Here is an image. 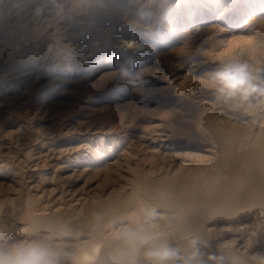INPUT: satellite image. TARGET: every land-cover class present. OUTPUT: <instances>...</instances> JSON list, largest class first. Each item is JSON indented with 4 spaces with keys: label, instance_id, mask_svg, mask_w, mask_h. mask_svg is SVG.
Wrapping results in <instances>:
<instances>
[{
    "label": "rangeland",
    "instance_id": "374dc122",
    "mask_svg": "<svg viewBox=\"0 0 264 264\" xmlns=\"http://www.w3.org/2000/svg\"><path fill=\"white\" fill-rule=\"evenodd\" d=\"M49 1L51 4H47V0H34V2L33 0H0V40H2L0 41V178H4L3 185H0V221H2L0 222V257L11 256L16 252L23 253L32 242L44 238V231L38 228V226L35 228L27 219L43 216L42 213H47L44 214V216L49 215V213L52 212V206L54 209L64 204L61 207L62 210L60 209L58 212L62 216V220L66 222L64 225L75 221V227L82 229L80 232L81 234L75 233V235L69 237L70 239H58L55 237L56 239H54V242H57V240L62 241L63 239V242L67 243L68 241V243H73L80 235V239L82 240L90 239V236L85 235L96 228L98 229L99 227L96 226H98L99 223H96V226L95 224H91L88 227L86 225H80L78 222L80 223L79 220L83 217L84 213L90 211L93 206L98 205L97 203L102 202L114 204L116 213L112 216V219L118 218L115 223L112 222L111 225L109 224V228L104 231V235H108L106 237L103 235L101 247L115 249V245L113 242L111 243V241L116 237L120 238L121 243H119V245H122L124 249L129 248L131 243L128 240L122 239L126 237L124 236L126 235L125 231L128 232V230H130L131 227H135L136 224L144 226L152 219V222H164L165 226H167L165 249L167 246L170 251L171 255L168 259L170 263L157 259L159 264H164V262L165 264H180V262L181 264H205L197 258L202 255L201 253H207L213 256L214 262L212 264H238L229 257L226 250L228 246L232 245L234 237H239L247 246L250 244L248 248H238H246V250H244V255L248 254L249 256H253L255 253L260 252L261 248L259 249V241H256L258 240L256 238L259 236L258 234L249 235L246 234L247 231H244L242 237L240 232L244 226L241 221L235 218L232 219L233 221L231 219L226 220L227 217L223 214L224 211L221 207L218 209L220 210L219 215H215V218L213 217L214 214L209 212L210 208L219 207L220 203H217V201L222 200L221 192L207 193L202 189L196 198H186L184 196V189L185 187H192L195 185H200L202 188L206 185H213L219 188L218 178L228 177L230 173L228 171V164L225 163L227 158H234V160L239 159L241 162L236 164L238 172L246 174L245 179H242L241 175H234L238 179L232 180L230 183L231 189H243L247 186V179H252L254 182L256 177L259 179L257 175L249 171L247 162L253 159L258 145L257 143L262 142L261 140L264 139V100L258 101L259 99H254L255 93L249 91L247 85L249 82H253V84L256 82L255 78H257L259 74V67L264 62V7L255 8L258 0H213V2L206 4L209 8L211 7L213 11L206 16V20L202 23L199 17L201 16V11L206 10L203 8L204 0H172V3H169V5L166 4L167 1L165 0H151L149 3L142 2L143 0H71L69 4H71L70 7L72 6L70 9L73 10H71V12L68 11L65 17L67 18L68 15H70L69 13L73 14L71 21L69 20L70 18H64V20L57 23V25L50 22L52 24L46 26V22L42 23L40 19L35 18V15L38 13L36 12L33 15L34 18L29 20L28 23L25 22L26 25L24 24L23 26L21 21L18 24L15 23L17 16L21 15L20 13H26L28 12L27 10L30 9H39V6L41 7L43 2L52 6L49 15L54 14V12H59L61 5H58V3L64 0ZM21 2H25V4L23 3L22 6H18L17 12L14 10L17 9L15 6L20 5ZM215 2L216 4H213ZM247 2H251V10L246 9ZM161 4L164 6L162 8L158 7V5L161 6ZM127 9H130V12ZM140 10H142V12ZM117 11L121 12L117 18L121 17L122 19L114 20L116 18L113 15H116ZM7 13L10 14L6 15ZM63 13H66V11ZM128 14L130 17H128ZM160 14L163 15L160 16ZM173 14H176L178 17L170 21L171 27H167L169 26L168 20L174 16ZM5 15L8 20L4 18ZM101 15L105 19V24L101 25L100 28V25H97L98 21L96 19L100 18ZM155 15H157L156 19ZM31 16L32 14L28 17ZM50 18L51 17H49V19ZM78 18L81 19L79 21H82L83 18H87L88 20L94 19V22L91 21L86 25L82 23L79 24L76 20ZM173 18H175V16ZM20 19H24V16H20ZM189 21H192V23L195 22L194 26L198 23L200 27H204L200 31L202 32L200 37L189 32L187 24ZM116 22H118V24H116ZM148 22L150 26L154 23L151 26L152 28H145ZM6 23H9L8 26H6ZM103 26L105 28H103ZM7 29L9 30V36L7 34L8 40L5 41L3 37L6 35V31H8ZM53 29L57 31L55 32ZM149 29H152L154 33L156 32V34L153 35L155 38L150 35L151 32ZM75 32H77V34ZM40 33L42 34L41 36ZM108 33H111L110 35L116 33L114 40L109 39ZM142 33H144V35ZM171 33L173 37L170 36ZM161 34L162 36H160ZM121 37L123 39H121ZM145 37L147 39H145ZM129 38H131L130 41L125 44ZM9 42L13 45L15 44V47ZM94 42L97 43L96 50L92 47V43ZM256 43L259 44L257 45ZM87 46H90V48L85 50L86 53L79 52L83 51ZM91 47L93 50H91ZM108 49L111 50L109 51ZM254 49L257 51L255 52ZM17 51H21V56L18 58L15 54ZM10 53L13 55H10ZM78 55L87 56L88 58H86L84 62H74V59H77ZM44 57H46V59ZM233 59H237V62ZM6 61L11 64L15 61L16 64H19L22 61L23 64H21L20 67L16 65L17 69H19L20 72V69L24 72L31 69L32 72H30L29 76L25 79L15 82V84L10 87V80H5L6 78L3 79L1 76L6 70ZM199 61L203 62V67L202 69L200 68L199 73L192 74L191 71L187 70V72L186 69H183L180 71L179 76H171L170 78L169 71L174 65L176 66L185 62L182 65L187 66L193 62ZM249 63L253 65H249ZM243 65L245 68H241ZM157 66L159 67L158 69L156 68ZM3 68L5 70H3ZM212 69L214 74H208ZM237 70L241 71L240 75H236L235 71ZM47 73L50 74L48 75ZM139 73H141L142 76ZM125 74L127 76L125 79H128L130 82L128 81L126 88H119L120 92H117L118 88H115L113 85L118 79H121L119 76ZM144 74L146 77H144ZM185 74L186 76L188 74V76L186 77ZM37 75L40 79L34 78ZM41 75L42 77H40ZM237 77L242 78L240 79ZM77 80L79 81L76 82ZM197 83V89L200 90V93L198 92L196 94L198 97H195L194 94H191L190 90ZM31 89L34 90L32 91ZM115 95H117V98H113ZM27 98L28 100H26ZM4 99L8 102L7 104ZM117 102L121 104L118 107L115 105ZM186 108L189 109L186 110ZM24 128L26 131L23 130ZM8 130L11 131V133ZM50 130L51 132H49ZM36 132L39 135H35ZM50 133L53 136H50ZM20 139L24 140V142ZM45 140L48 141V143H46L47 145L42 143ZM32 141L35 143L38 142V144L35 145L36 149L40 150L38 153H36V149H31L32 146L30 144L33 143ZM96 144H99L100 147ZM39 145H41V148ZM94 145L97 146V149L99 148L102 150V158L107 157L106 159L110 161L116 158V156H119L117 159H119L121 163L118 161L110 166L101 164L97 166V168L92 167L94 165L90 163L87 164L88 166L86 165V167H90L91 169L86 170V172H80L79 170L74 172L73 169L79 167L83 168V166H85L83 162L76 164V160H74L75 156L95 152L92 150ZM73 147L78 148L75 150ZM60 148L62 152L59 153L58 151L61 150ZM24 149H30L31 157L25 154L26 151ZM259 149L264 150V143L258 146V150ZM52 151L57 152L56 155L58 154V158L51 157L53 156L51 155ZM64 151L66 152L64 153ZM156 151H160V153L157 154L155 153ZM110 152L113 153L112 156L109 155ZM96 153L97 152H95L93 156L96 157ZM118 153L121 154V156ZM24 154L26 158H24ZM163 154H165V157H162ZM34 155L36 156L35 159H31ZM11 160L12 162H10ZM23 162L26 165H21ZM41 162L44 163V166L47 163L46 168L43 166V163L42 165L40 164ZM12 163L14 164L12 165ZM16 163H19L21 166ZM29 164L32 165L30 166ZM34 164H38V166ZM57 165H66V168L69 165V168L61 172L60 167H56ZM103 166H106L107 169ZM99 167H103V169L99 170ZM108 167L112 168L109 169ZM15 169L16 172H11V170L15 171ZM54 169H56V171ZM15 173L17 175H15ZM41 173L42 175H40ZM79 174H81V176ZM12 179L17 181L14 183L15 185L13 188H9L7 187V183ZM174 182L179 187L174 188L173 186H176ZM166 183H171L172 187H168L167 189V187H165ZM62 190H64V192H62ZM176 190H178L177 192L179 193L178 197H175L177 196V193L174 192ZM140 191H143L141 192L142 194ZM204 199L207 201H201ZM51 200L54 203H51ZM74 201L78 202L75 203ZM141 203L144 207L147 204V209H143V212L140 211V219L136 217L139 210L133 211L132 207ZM42 204H44V207L48 210L44 209L46 211L40 212L37 208ZM11 210L12 213H10V215L8 211ZM131 210L136 216L128 215ZM82 211L84 213H82ZM14 213L16 216H14ZM78 215L80 216L77 217ZM2 216L3 220H1ZM17 216L21 218H16ZM133 216L135 217L133 218ZM160 216L162 221L159 219ZM7 219L8 221L10 219L12 222L17 220L18 227L23 226L26 228L22 231L18 229L16 231L7 229L4 224ZM152 222L151 224L153 225L158 224ZM87 229H90V232L87 231ZM168 230L170 231L168 232ZM23 232L26 233L24 234ZM139 232L144 233L141 230ZM250 236L252 237L250 241H248ZM262 238H264V236ZM6 240L10 242L11 246L5 244L7 242ZM109 241L110 243H108ZM106 242L109 245L106 244ZM142 243L144 247H140V253L131 257L129 262L115 260V263L148 264L147 262L154 261L153 258L155 256L153 251L151 252L152 248H150V242L142 239ZM193 244H197V248H194L195 250L193 249ZM255 244L257 245L255 246ZM251 246L255 247L252 248ZM200 248H202L203 251ZM242 251L243 250H239L240 253H242ZM147 253L148 255H146ZM151 262L149 264H155Z\"/></svg>",
    "mask_w": 264,
    "mask_h": 264
},
{
    "label": "bare ground",
    "instance_id": "6f19581e",
    "mask_svg": "<svg viewBox=\"0 0 264 264\" xmlns=\"http://www.w3.org/2000/svg\"><path fill=\"white\" fill-rule=\"evenodd\" d=\"M8 1V0H7ZM11 1V0H10ZM45 1V0H44ZM58 1H60V0H58ZM66 1V2H65ZM70 1L71 0H64L63 2H60V3H58V5L60 4L61 6H60V10H59V12H54V14H51V15H49V13H50V11H51V5H47V4H51V3H49L50 1L49 0H47V4L46 3H44L43 2V5L40 7L39 6V9H36V10H34V9H30V10H27L28 12H26V13H20L21 15H18L17 16V19H16V21H15V23L16 24H18L20 21H21V23H23V26H24V24L26 25V23L25 22H27L28 23V21L29 20H31L32 18H34V14L36 13V12H38L37 13V15H35V18H38V19H40V21L42 22V23H45L46 22V26L47 25H49V24H52V23H54V24H56L57 25V23H59V22H61L62 20H64V18L67 16V12L68 11H70L71 12V10H73V9H70V8H72V6L70 7V5L71 4H69L70 3ZM75 1V0H74ZM151 0H143L142 2H150ZM165 1H167L166 2V4H168L169 5V3H172V0H165ZM217 1H219V0H217ZM254 1V0H253ZM257 1V0H256ZM33 2H34V0H33ZM57 2V1H56ZM113 2V1H112ZM131 2V1H130ZM185 2V1H184ZM196 2V1H195ZM210 2H213V0H204V4H203V8H204V10L205 11H201V13H200V17H199V19H201L200 20V22H204L205 20H206V16H208L210 13H212V11H213V9L210 7H208L206 4H208V3H210ZM242 2V1H241ZM252 2V1H251ZM250 2V3H251ZM258 3H257V6H255V8L257 7V9H258V7H260V8H262V7H264V0H258L257 1ZM25 4V2H21L20 3V5H16L15 7L17 8V9H14V10H16L17 12H18V8L20 7V6H22V4ZM73 3V2H72ZM90 3H92V2H90ZM94 3V2H93ZM250 3H248L247 2V6H246V9H250ZM6 4V3H5ZM54 4V3H53ZM200 4V3H199ZM202 4V3H201ZM213 4H216V2L215 3H213ZM47 5V6H46ZM56 5V4H55ZM133 5V4H132ZM235 5H237V4H235ZM259 5V6H258ZM4 6H6V5H4ZM19 6V7H18ZM113 6V5H112ZM111 6V7H112ZM122 6V5H121ZM121 6H119V7H121ZM131 6V5H130ZM164 5L163 4H161V6H159L158 5V7H160V8H162ZM232 6V5H231ZM74 7H75V5H74ZM90 7V6H89ZM197 7V6H196ZM81 8V7H80ZM83 8V7H82ZM100 8V7H99ZM131 8H133V7H131ZM2 9V8H1ZM56 9V8H55ZM54 9V10H55ZM59 9V8H58ZM92 9V8H91ZM102 9V8H101ZM105 9V8H104ZM163 9H166V8H163ZM163 9H161V10H163ZM196 9V8H195ZM3 10V9H2ZM86 10V9H85ZM88 10V9H87ZM109 10H110V8H109ZM126 10V9H125ZM128 10V9H127ZM130 10V9H129ZM128 10V11H129ZM224 10V9H223ZM251 10V9H250ZM64 11H66V13H63ZM105 11V10H104ZM106 11H108V10H106ZM141 12H142V10H140ZM197 11V10H196ZM249 11V10H248ZM257 11V10H256ZM16 12V13H17ZM21 12V11H20ZM82 12V11H81ZM101 12V11H100ZM126 12V11H125ZM130 12V11H129ZM140 12V13H141ZM178 12V11H177ZM220 12V11H219ZM244 12V11H243ZM15 13V14H16ZM88 13V12H87ZM92 13H93V11H92ZM122 13H123V11H122ZM8 14H10V13H7L6 15H8ZM32 14V16L31 17H28L29 15H31ZM70 15H68V17L67 18H70L69 20L71 21V17L73 16V14H71V13H69ZM74 14H76V13H74ZM77 14H78V12H77ZM105 14V13H104ZM121 14V12L120 11H117L116 12V15L114 14L113 16H115V18L116 19H114V20H118V19H120L121 17H118L117 18V16L118 15H120ZM126 15H127V12L125 13ZM218 14H221V13H218ZM6 15L4 16V18H6ZM24 16V19H25V21H24V19H20V16ZM103 15V14H102ZM102 15H101V17L100 18H98V19H96L97 21H98V23H97V25H100V28H101V25H103V24H105L104 23V17H102ZM129 15V14H128ZM163 14H160V16H162ZM174 16H175V18H173V17H171L170 18V20H168V24H169V26H167V27H171L170 26V21L171 20H174V19H176L178 16H176V14H173ZM256 15V14H255ZM84 16H86V15H84ZM107 16V15H106ZM156 16L157 15H155V19H156ZM189 16V15H188ZM49 17H51L50 19H49ZM76 17V16H75ZM87 17H88V15H87ZM95 17H96V15H95ZM97 17H98V15H97ZM128 17H130V15L128 16ZM10 18V17H9ZM67 18H65V19H67ZM82 18V17H81ZM106 18V17H105ZM111 18V17H110ZM3 19V18H2ZM7 19V18H6ZM11 19V18H10ZM49 19V20H48ZM122 19V18H121ZM133 19V18H132ZM154 19V18H153ZM238 19V18H237ZM8 20V19H7ZM12 20V19H11ZM77 20V22L80 24V23H82V24H87V23H89V22H91V21H93L94 19H90V20H88L87 18H83V20L82 21H79V20H81V19H76ZM6 21V20H5ZM4 21V22H5ZM232 21V20H231ZM11 22V21H10ZM50 22H52V23H50ZM94 22V21H93ZM113 22V21H112ZM153 22H155V21H153ZM152 22V23H153ZM178 22V21H177ZM199 22V21H198ZM253 22H255V21H253ZM120 23V22H119ZM122 23V22H121ZM134 23V22H133ZM151 23V24H152ZM8 24L9 23H6V26H8ZM16 24H15V26H16ZM63 24V23H62ZM116 24H118V22H116ZM154 24V23H153ZM152 24V25H153ZM188 30H189V32H192V33H194L195 34V36H199L200 37V35L202 34V32H200L204 27H200V25L198 24V23H196V25L194 26V24H195V22L194 23H192V21H189L188 23ZM14 25V24H13ZM70 25V24H69ZM146 27L145 28H149V27H151L150 25H149V22L148 23H146ZM233 25V24H232ZM39 26V25H38ZM45 26V27H46ZM76 26V25H75ZM91 26H93V25H91ZM122 26V25H121ZM124 26V25H123ZM126 26V25H125ZM127 26H128V24H127ZM206 26V25H205ZM244 26V25H243ZM41 27V26H40ZM44 27V26H43ZM42 27V28H43ZM73 27V26H72ZM82 27V26H81ZM173 27V26H172ZM10 28V27H9ZM61 28V27H60ZM83 28V27H82ZM85 28H87V27H85ZM103 28H105L104 26H103ZM152 28V27H151ZM174 28V27H173ZM178 28V27H177ZM8 30V29H7ZM39 30V29H38ZM54 30V29H53ZM63 30V29H62ZM66 30V29H65ZM71 30H72V28H71ZM92 30V29H91ZM114 30V29H113ZM150 30V35L152 36V37H154L153 35L154 34H156V32L154 33V31L152 30V29H149ZM169 30V29H168ZM173 30V29H172ZM178 30V29H177ZM187 30V29H186ZM206 30V29H205ZM6 31V30H5ZM55 32L57 31V30H54ZM162 31V30H161ZM204 31V30H203ZM8 32H9V30L8 31H6V35L3 37L4 39H5V41L6 40H8L7 38V34H8ZM41 32H42V30H41ZM45 32V31H44ZM71 32V31H70ZM76 34H77V32H75ZM79 33V32H78ZM93 33V32H92ZM163 33V32H162ZM205 33H206V31H205ZM10 34H11V32H10ZM46 34V33H45ZM81 34V33H80ZM89 34V33H88ZM107 34V33H106ZM111 33H108V37H109V39H112V40H114V37H115V34L114 35H110ZM119 34H121V33H119ZM143 35H144V33H142ZM142 34H140V35H142ZM189 34V33H188ZM209 34V33H208ZM42 34L40 33V36H41ZM164 35V34H163ZM8 36H9V34H8ZM12 36V35H11ZM48 36V35H47ZM50 36V35H49ZM66 36H68V35H66ZM70 36V35H69ZM120 36V35H119ZM150 36V37H151ZM160 36H162V34L160 35ZM166 36V35H165ZM168 36V35H167ZM171 37H173L172 36V33H171V35H170ZM177 36V35H176ZM22 37V36H21ZM20 37V38H21ZM56 37V36H55ZM107 37V38H108ZM19 38V37H18ZM23 38V37H22ZM25 38V37H24ZM155 38V37H154ZM168 38V37H167ZM177 38V37H176ZM13 39V38H12ZM108 39V40H109ZM116 39V38H115ZM118 39V38H117ZM121 39H123L122 37H121ZM130 39L131 38H129L126 42H125V44H127L129 41H130ZM145 39H147L146 37H145ZM149 39H152V38H149ZM203 39V38H202ZM20 40V39H19ZM23 40V39H22ZM58 40V39H57ZM82 40V39H81ZM84 40H86V39H84ZM171 40H174V39H171ZM0 41H2V40H0ZM14 41H17V40H14ZM43 41V40H42ZM72 41V40H71ZM150 41H152V40H150ZM196 41H197V39H196ZM33 42V41H32ZM80 42V41H79ZM112 43L114 42V41H111ZM164 42H166V41H164ZM9 43H11V42H9ZM9 43H7V44H9ZM12 43H13V41H12ZM11 43V44H12ZM16 43V42H15ZM49 43V42H48ZM60 43H62V42H60ZM105 43H106V41H105ZM115 43V42H114ZM2 44V43H1ZM17 44H19V43H17ZM38 44V43H37ZM51 44V43H50ZM49 44V45H50ZM74 44V43H73ZM101 44V43H100ZM99 44V45H100ZM146 44H148V43H146ZM257 45L259 44V43H256ZM13 45V44H12ZM15 45V44H14ZM13 45V47H15ZM23 45V44H22ZM30 45V44H29ZM58 45V44H57ZM56 45V46H57ZM64 45V44H63ZM80 45V44H79ZM85 45H87V44H85ZM97 45V43L96 42H94V43H92V47H93V49L94 50H96V46ZM106 45V44H105ZM115 45V44H114ZM154 45V44H153ZM161 45V44H160ZM198 45H200V44H198ZM255 45V44H254ZM67 46V45H66ZM74 46V45H73ZM83 46V45H82ZM144 46H146V45H144ZM151 46V45H150ZM17 47V46H16ZM29 47V46H28ZM44 47H45V45H44ZM52 47V46H51ZM59 47V46H58ZM63 47V46H62ZM62 47H61V49H62ZM71 47V46H70ZM92 47H91V50H93L92 49ZM100 47V46H99ZM19 48V47H18ZM37 48V47H36ZM90 48V46H87V48H85L83 51H79V52H85L86 53V49H89ZM103 48V47H102ZM255 48V47H254ZM27 49V48H26ZM47 49V48H46ZM49 49V48H48ZM67 49V48H66ZM243 49H245V48H243ZM14 50V49H13ZM16 50V49H15ZM18 50V49H17ZM19 50H20V48H19ZM23 50H25V49H23ZM32 50H34V49H32ZM51 50V49H50ZM49 50V51H50ZM59 50V49H58ZM69 50V49H68ZM67 50V51H68ZM99 50V49H98ZM104 50V49H103ZM107 50V49H106ZM109 50V49H108ZM111 50V49H110ZM109 50V51H110ZM113 50V49H112ZM255 50V49H254ZM26 51H29V50H26ZM40 51V50H39ZM42 51V50H41ZM45 51H47V50H45ZM54 51V50H53ZM53 51H51V52H53ZM257 50H255V52H256ZM0 52H1V50H0ZM9 52H11V51H9ZM35 52V51H34ZM60 52V51H59ZM64 52V51H63ZM92 52V51H91ZM91 52H90V54H91ZM156 52V51H155ZM3 53H5V52H3ZM2 53V54H3ZM33 53V52H32ZM31 53V54H32ZM44 53V52H43ZM67 53V52H66ZM69 53V52H68ZM106 53V52H105ZM116 53V52H115ZM12 53H10V55H11ZM16 56H17V58L19 57V56H21L20 54H21V51H17L16 53ZM26 54H27V52H26ZM29 54V53H28ZM47 54V53H46ZM73 54V53H72ZM75 54V53H74ZM94 54V53H93ZM110 54V53H109ZM114 54V53H113ZM13 55V54H12ZM80 55V54H79ZM78 55V57H77V59H74V62H77V61H80V62H84L85 61V59L86 58H88L87 56H79ZM108 55V54H107ZM27 56V55H26ZM30 56V55H29ZM39 56V55H38ZM48 56V55H47ZM116 56V55H115ZM202 56V55H201ZM3 57V56H2ZM35 57H36V55H35ZM69 57V56H68ZM189 57V56H188ZM198 57V56H197ZM200 57V56H199ZM256 57H257V55H256ZM1 58V57H0ZM6 58V57H5ZM38 58V57H37ZM45 59H46V57H44ZM52 58V57H51ZM97 58V57H96ZM159 58V57H158ZM253 58V57H252ZM261 58V57H260ZM260 58H259V60H260ZM7 59V58H6ZM23 59V58H22ZM48 59V58H47ZM58 59V58H57ZM56 59V60H57ZM185 59V58H184ZM257 59H258V57H257ZM14 60H16V59H14ZM44 60V59H43ZM65 60V59H64ZM63 60V61H64ZM159 60V59H158ZM157 60V61H158ZM161 60V59H160ZM174 60H177V59H174ZM181 60V59H180ZM193 60V59H192ZM233 60H235V59H233ZM237 60V59H236ZM235 60V61H236ZM239 60V59H238ZM248 60V59H247ZM246 60V61H247ZM8 61V60H7ZM6 61V70L3 68V70H5L2 74L3 75H1L2 76V78L3 79H5V80H10V82H11V85H10V87H12L13 86V84H15V82H17V81H19V80H22V79H25L27 76H29V74H30V72H32V70L30 69L29 71H27L26 70V72H24V71H22V69H20L21 70V72L19 71V69H17V66L16 65H19V67H20V65L21 64H23V62L21 61V63H19V64H16V61L15 62H13L12 64L10 63V62H7ZM10 61H11V59H10ZM47 61V60H46ZM52 61V60H51ZM123 61V60H122ZM130 61V60H129ZM154 61V60H153ZM156 61V60H155ZM162 61V60H161ZM178 61V60H177ZM209 61V60H208ZM213 61V60H212ZM244 61V60H243ZM249 61V60H248ZM251 61V60H250ZM256 61V60H255ZM19 62V61H18ZM17 62V63H18ZM30 62V61H29ZM45 62V61H44ZM79 62V63H80ZM121 62V61H120ZM164 62V61H163ZM181 62H183V61H181ZM207 62V61H206ZM229 62V61H228ZM237 62V61H236ZM252 62V61H251ZM259 62V61H258ZM33 63V62H32ZM37 63V62H36ZM56 63V62H55ZM123 63V62H122ZM159 63V62H158ZM185 63V62H184ZM184 63H182V64H184ZM211 63H213V62H211ZM221 63V62H220ZM233 63V62H232ZM248 63V62H247ZM44 64V63H43ZM52 64V63H51ZM70 64V63H69ZM75 64V63H74ZM77 64V63H76ZM89 64V63H88ZM127 64V63H126ZM176 64H177V62H176ZM181 63L180 64H178V65H172L173 67L170 69V78H171V76H176L177 77V75L179 76V73H180V71L181 70H183V69H186V71L188 70V71H191L192 72V74L193 73H199L200 72V68L202 69V67H203V62L202 61H199V62H193L192 64H190V65H187V66H185V65H182ZM222 64H224V63H222ZM243 64V63H242ZM245 64V63H244ZM255 64H256V62H255ZM15 65V66H14ZM72 65V64H71ZM123 65V64H122ZM215 65V64H214ZM220 65V64H219ZM218 65V66H219ZM249 65H253V64H250L249 63ZM260 65V64H259ZM45 66V65H44ZM43 66V67H44ZM47 66V65H46ZM52 66V65H51ZM57 66V65H56ZM86 66V65H85ZM125 66V65H124ZM256 66V65H255ZM3 67V66H2ZM16 67V68H15ZM38 67V66H37ZM65 67H66V65H65ZM162 67V66H161ZM165 67V66H164ZM204 67H206V66H204ZM220 67V66H219ZM222 67H223V65H222ZM227 67H229V66H227ZM240 67V66H239ZM254 67V66H253ZM46 68H48V67H46ZM61 68V67H60ZM88 68V67H87ZM86 68V69H87ZM121 68V67H120ZM119 68V69H120ZM127 68V67H126ZM157 69L159 68L158 66L156 67ZM235 68V67H234ZM233 68V69H234ZM241 68H245L244 67V65L241 67ZM247 68V67H246ZM260 68V70H259V74H258V76H257V78H255V76H254V78L256 79V82L253 84V82H249L248 83V85H247V88L249 89V91H252V92H254L255 94H254V99H259L258 101H260V100H264V62H263V64L259 67ZM24 69V68H23ZM52 69V68H51ZM128 69V68H127ZM127 69H126V71H127ZM256 69H257V67H256ZM2 70V69H1ZM40 70V69H39ZM81 70V69H80ZM82 70H83V68H82ZM89 70V69H88ZM115 70V69H114ZM141 70V69H140ZM149 70V69H148ZM156 70V69H155ZM169 70V69H168ZM209 70V69H208ZM252 70V69H251ZM35 71V70H34ZM56 71V70H55ZM90 71V70H89ZM123 71V70H122ZM125 71V70H124ZM125 71V72H126ZM136 71V70H135ZM163 71H164V69H163ZM165 71H166V69H165ZM187 71V72H188ZM206 71V70H205ZM46 72V71H45ZM58 72V71H57ZM70 72V71H69ZM92 72V71H91ZM226 72V71H225ZM244 72V71H243ZM250 72H252V71H250ZM86 73V72H85ZM137 73V72H136ZM186 73V72H185ZM214 74L213 73V69H212V71H209L208 72V74ZM235 73H236V75H240L241 74V71H239V70H237V71H235ZM48 74V73H47ZM50 74V73H49ZM48 74V75H49ZM90 74V73H89ZM123 74V73H122ZM130 74V73H129ZM129 74H127V75H129ZM139 74H141V73H139ZM168 74V73H167ZM166 74V75H167ZM225 74V73H224ZM227 74V73H226ZM252 74V73H251ZM72 75V74H71ZM83 75V74H82ZM88 75V74H87ZM134 75V74H133ZM147 75V74H146ZM151 75V74H150ZM169 75V74H168ZM200 75V74H199ZM221 75V74H220ZM33 76V75H32ZM135 76V75H134ZM133 76V77H134ZM141 76H142V74H141ZM185 76H186V74H185ZM187 76H188V74H187ZM186 76V77H187ZM195 76H196V74H195ZM235 76V75H234ZM246 76V75H245ZM40 77H42V75L40 76ZM61 77V76H60ZM138 77V76H137ZM144 77H146L145 76V74H144ZM34 78H39L38 77V75L36 76V77H34ZM52 78V77H51ZM66 78V77H65ZM76 78H78V77H76ZM119 78H121V79H118L117 81H116V83L113 85V86H115V88H118V90H117V92L119 91V88H126V85H127V83H128V79L126 80L125 78H127V76H126V74L125 75H121V76H119ZM148 78V77H147ZM173 78V77H172ZM184 78V77H183ZM198 78V77H197ZM202 78V77H201ZM218 78V77H217ZM233 78V77H232ZM237 78H240V77H237ZM242 78V77H241ZM240 78V79H241ZM251 78V77H250ZM40 79V78H39ZM50 79V78H49ZM133 79V78H132ZM153 79V78H152ZM158 79V78H157ZM205 79V78H204ZM207 79V78H206ZM221 79V78H220ZM219 79V80H220ZM246 79V78H245ZM254 79V80H255ZM35 80V79H34ZM59 80V79H58ZM148 80V79H147ZM197 80V79H196ZM211 80V79H210ZM217 80V79H216ZM252 80V79H251ZM36 81V80H35ZM79 80H77L76 82H78ZM176 81V80H175ZM179 81V80H178ZM180 81H182V80H180ZM229 81V80H228ZM3 82V81H2ZM31 82V81H30ZM59 82V81H58ZM62 82V81H61ZM89 82V81H88ZM130 82V81H129ZM145 82V81H144ZM159 82V81H158ZM202 82V81H201ZM84 83V82H83ZM138 83V82H137ZM141 83V82H140ZM181 83V82H180ZM198 83H199V81H198ZM198 83L197 84H195L192 88H191V90H190V92H191V94H194V96L195 97H198L196 94L199 92L200 93V90H198L197 89V85H198ZM213 83V82H212ZM220 83V82H219ZM218 83V84H219ZM243 83V82H242ZM245 83V82H244ZM29 84V83H28ZM38 84V83H37ZM47 84V83H46ZM81 84V83H80ZM145 84V83H144ZM224 84V83H223ZM16 85H18V84H16ZM30 85V84H29ZM42 85V84H41ZM137 85V84H136ZM167 85V84H166ZM245 85H246V83H245ZM4 86V85H3ZM22 86V85H21ZM32 86V85H31ZM35 86V85H34ZM40 86V85H39ZM45 86V85H44ZM78 86V85H77ZM83 86V85H82ZM81 86V87H82ZM159 86V85H158ZM191 86V85H190ZM258 86V87H257ZM1 87V86H0ZM33 87V86H32ZM42 87V86H41ZM145 87V86H144ZM241 87V86H240ZM245 87V86H244ZM5 88V87H4ZM17 88V87H16ZM143 88V87H142ZM176 88V87H175ZM188 88H190V87H188ZM239 88V87H238ZM6 89H8V88H6ZM15 89V88H14ZM35 89V88H34ZM34 89H31L32 91L34 90ZM47 89V88H46ZM49 89V88H48ZM53 89V88H52ZM173 89V88H172ZM243 89V88H242ZM30 90V91H31ZM115 90V89H114ZM121 90V89H120ZM212 90V89H211ZM214 90V89H213ZM216 90V89H215ZM7 91V90H6ZM18 91V90H17ZM20 91V90H19ZM29 91V92H30ZM52 91V90H51ZM54 91H55V89H54ZM122 91V90H121ZM209 91V90H208ZM244 91V90H243ZM242 91V92H243ZM1 92H2V90H1ZM23 92V91H22ZM42 92V91H41ZM120 92V91H119ZM166 92H168V91H166ZM173 92V91H172ZM215 92V91H214ZM122 93H124V92H122ZM188 93V92H187ZM203 93V92H202ZM29 94V93H28ZM39 94V93H38ZM41 94V93H40ZM48 94V93H47ZM187 95V94H186ZM205 95V94H204ZM9 96V95H8ZM10 96H11V94H10ZM17 96H18V94H17ZM36 96V95H35ZM39 96V95H38ZM42 96H43V94H42ZM117 95H115V97H113V98H117L116 97ZM174 96V95H173ZM182 96V95H181ZM246 96V95H245ZM24 97H25V95H24ZM119 97H121V96H119ZM192 97V96H191ZM221 97V96H220ZM7 98V97H6ZM18 98V97H17ZM176 98H178V97H176ZM206 98V97H205ZM209 98V97H208ZM10 99V98H9ZM31 99V98H30ZM30 99H29V101H30ZM195 99V98H194ZM197 99V98H196ZM204 99V98H203ZM210 99V98H209ZM5 100V99H4ZM26 100H28V98L26 99ZM205 100V99H204ZM19 101V100H18ZM35 101H38V100H35ZM208 101V100H207ZM255 101H257V100H255ZM5 102H6V100H5ZM10 102V101H9ZM14 102V101H13ZM17 102V101H16ZM28 102V101H27ZM34 102V101H33ZM231 102V101H230ZM8 102H6V104H7ZM184 103V102H183ZM256 103V102H255ZM1 104H3V103H1ZM10 104V103H9ZM23 104V103H22ZM39 104V103H38ZM83 104V103H82ZM177 104V103H176ZM185 104V103H184ZM183 104V105H184ZM213 104V103H212ZM5 105V104H4ZM18 105V104H17ZM16 105V106H17ZM27 105V104H26ZM29 105H31V104H29ZM28 105V106H29ZM37 105V104H36ZM116 107H118V106H120L121 104H119V102H117L116 104ZM247 105V104H246ZM264 105V104H263ZM8 106H10V105H8ZM27 106V107H28ZM39 106V105H38ZM111 106V105H110ZM175 106V105H174ZM15 107V106H14ZM13 107V108H14ZM32 107V106H31ZM35 107V106H34ZM122 107H123V104H122ZM126 107V106H125ZM1 108V107H0ZM16 108V107H15ZM24 108V107H23ZM33 108V107H32ZM75 108H77V107H75ZM119 108H121V107H119ZM229 108V107H228ZM241 108V107H240ZM7 109V108H6ZM18 109V108H17ZM22 109V108H21ZM78 109V108H77ZM122 109V108H121ZM189 109V108H188ZM187 108H186V110H188ZM10 110V109H9ZM19 110V109H18ZM23 110V109H22ZM123 110V109H122ZM4 111V110H3ZM13 111H14V109H13ZM30 111V110H29ZM246 111V110H245ZM3 113V112H2ZM1 113V114H2ZM7 113V112H6ZM20 114V113H19ZM5 115V114H4ZM7 115V114H6ZM1 116V115H0ZM3 116V115H2ZM11 116V115H10ZM192 117V116H191ZM7 119V118H6ZM12 119H14V118H12ZM9 120V119H8ZM61 121V120H60ZM81 121V120H80ZM13 122V121H12ZM62 122V121H61ZM93 122V121H92ZM72 123V122H71ZM87 123V122H86ZM22 124V123H21ZM21 124H19V125H21ZM65 124V123H64ZM76 124V123H75ZM89 124V123H88ZM112 124V123H111ZM68 125V124H67ZM77 125V124H76ZM87 125V124H86ZM91 125V124H90ZM59 126V125H58ZM79 126V125H78ZM18 127V126H17ZM71 127V126H70ZM85 127V126H84ZM90 127V126H89ZM69 128V127H68ZM16 129V128H15ZM79 129V128H78ZM125 129V128H124ZM132 129V128H131ZM11 130V129H10ZM24 131H26L25 130V128L23 129ZM73 130V129H72ZM9 131V130H8ZM21 131V130H20ZM58 131V130H57ZM57 131H56V133H57ZM86 131V130H85ZM84 131V132H85ZM101 131V130H100ZM129 131V130H128ZM134 131V130H133ZM10 133H11V131H9ZM13 132V131H12ZM49 132H51V130L49 131ZM54 132V131H53ZM131 132V131H130ZM159 132V131H158ZM40 133V132H39ZM55 133V132H54ZM53 133V134H54ZM71 133V132H70ZM73 133V132H72ZM97 133V132H96ZM140 133V132H139ZM22 134V133H21ZM28 134V133H27ZM36 134H38L37 132L35 133V135ZM46 134V133H45ZM78 134V133H77ZM121 134V133H120ZM5 135V134H4ZM10 135H12V134H10ZM20 135V134H19ZM23 135V134H22ZM39 135V134H38ZM50 136H53V135H51V133L49 134ZM71 135V134H70ZM90 135V134H89ZM88 135V136H89ZM129 135V134H128ZM135 135V134H134ZM143 135V134H142ZM3 136V135H2ZM56 136H57V134H56ZM72 136V135H71ZM75 136V135H74ZM97 136V135H96ZM121 136V135H120ZM149 136V135H148ZM153 136V135H152ZM152 136H150V137H152ZM157 136V135H156ZM160 136V135H159ZM166 136V135H165ZM179 136V135H178ZM35 137V136H34ZM70 137V136H69ZM78 137V136H77ZM81 137V136H80ZM101 137H102V135H101ZM115 137V136H114ZM119 137V136H118ZM168 137V136H167ZM171 137V136H170ZM10 138V137H9ZM30 138V137H29ZM33 138V137H32ZM39 138V137H38ZM57 138V137H56ZM67 138V137H66ZM84 138H85V136H84ZM93 138V137H92ZM103 138H104V135H103ZM116 138V137H115ZM125 138V137H124ZM127 138V137H126ZM137 138V137H136ZM139 138V137H138ZM146 138H148V137H146ZM159 138V137H158ZM166 138V137H165ZM3 139V138H2ZM11 139V138H10ZM36 139V138H35ZM40 139V138H39ZM42 139V138H41ZM72 139V138H71ZM175 139H177V138H175ZM16 140H18V139H16ZM20 140H22V139H20ZM60 140V139H59ZM66 140H68V139H66ZM96 140V139H95ZM103 140V139H102ZM106 140V139H105ZM130 140V139H129ZM23 142H24V140H22ZM28 141V140H27ZM50 141V140H49ZM52 141V140H51ZM69 141V140H68ZM118 141V140H117ZM149 141V140H148ZM152 141V140H151ZM161 141V140H160ZM180 141V140H179ZM262 142H259V143H257L258 145H257V148H256V152L254 153V157H253V159H251V160H249L248 162H247V167H248V169H249V171L251 172H253L255 175H257L258 177H259V179H257V177H256V180H255V182L252 180V179H250V180H246L247 181V186L246 187H244L243 189H238V188H234V189H231L230 188V183L232 182V180L233 179H238L236 176H234V175H241V178L242 179H245L246 178V174H243V173H240V172H238V168H237V163H240L241 161L239 160V159H236V160H234V158H227L226 159V161H225V163L226 164H228V171L230 172L229 173V176L228 177H225V178H223V177H220V178H218V182H219V188H216V187H214L213 185H206V186H204L203 188L200 186V185H195V186H192V187H185V189H184V196L186 197V198H196L199 194H200V191L203 189V191H205V192H207V193H215V192H221V196H222V200H218L217 201V203H220V205H219V207H213V208H210L209 209V212L211 213V214H214L213 215V217L215 216V215H219V211L220 210H218L220 207L221 208H223V214L224 215H226V220H228V219H233V218H235V219H237V220H239V221H241V223H242V225L244 226V228L242 229V231L240 232L241 233V235H242V237H243V235H244V231H247L246 232V234H249V235H255V234H258L259 236H257L256 238L258 239V240H256V241H259V249L261 250L260 252H257V253H255V255H253V256H249L248 254H246V255H244V250H246V248L245 249H238V248H241V247H249L250 246V244H248L249 246H247L246 244H244L242 241H241V239L239 238V237H234L233 238V240H232V245H230V246H228L227 248L228 249H226L227 250V252H228V254H229V257L234 261V262H236V263H238V264H264V238H262L263 236H264V150H261V149H259L258 150V146H260V145H262V143H264V139L263 140H261ZM1 142V141H0ZM3 142V141H2ZM10 142V141H9ZM33 143L32 144H30L32 147H31V149L32 150H35L36 149V144H38V142L37 143H35L34 141H32ZM55 142V141H54ZM76 142V141H75ZM78 142V141H77ZM80 142V141H79ZM91 142V141H90ZM98 142V141H97ZM102 142V141H101ZM113 142H114V139H113ZM116 142V141H115ZM119 142V141H118ZM124 142V141H123ZM11 143V142H10ZM9 143V144H10ZM15 143V142H14ZM43 144H45V145H47L46 143H48V141L47 140H45V141H43L42 142ZM96 143V142H95ZM135 143V142H134ZM140 143V142H139ZM172 143V142H171ZM21 144V143H20ZM65 144V143H64ZM72 144V143H71ZM78 144H80V143H78ZM88 144H89V142H88ZM100 144V143H99ZM99 144H96V145H98V147H100L99 146ZM111 144V143H110ZM113 144V143H112ZM149 144V143H148ZM163 144V143H162ZM169 144V143H168ZM181 144V143H180ZM12 145V144H11ZM21 145H23V144H21ZM34 145V146H33ZM51 145V144H50ZM49 145V146H50ZM85 145V144H84ZM131 145H132V143H131ZM137 145V144H136ZM150 145V144H149ZM159 145V144H158ZM161 145V144H160ZM200 145V144H199ZM1 146V145H0ZM10 146V145H9ZM17 146L19 147V145L17 144ZM40 146V148H41V145H39ZM66 146V145H65ZM87 146V145H86ZM89 146V145H88ZM115 146V145H114ZM113 146V147H114ZM133 146H134V144H133ZM174 146V145H173ZM185 146V145H184ZM201 146H203V145H201ZM12 147V146H11ZM30 147V146H29ZM43 147H44V145H43ZM51 147V146H50ZM68 147V146H67ZM79 147V146H78ZM78 147H73L75 150L78 148ZM109 147V146H108ZM116 147V146H115ZM152 147V146H151ZM170 147V146H169ZM5 148V147H4ZM20 148V147H19ZM45 148V147H44ZM43 148V149H44ZM63 148V147H62ZM73 148H72V150H73ZM134 148V147H133ZM144 148V147H143ZM42 149V150H43ZM50 149V148H49ZM61 149V148H60ZM115 149V148H114ZM166 149V148H165ZM172 149V148H171ZM5 150V149H4ZM9 150H10V148H9ZM20 150V149H19ZM25 150V149H24ZM37 151H36V153H38L40 150H38V149H36ZM54 150H56V149H54ZM80 150H82V149H80ZM92 150H94L95 152H97L95 155H96V157L95 156H93L94 155V153L95 152H92V153H90V154H82V155H76L75 156V158H74V160H76L75 161V163L76 164H78V163H80V162H83L84 164H85V166H83V168L82 167H79V168H75V169H73L74 170V172L75 171H77V170H79L80 172H86V170H88V169H91L90 167H86V165L87 164H90V163H93V165L94 166H92V167H96L97 168V166H99V165H101V164H107V165H113V164H115L116 162H118L119 161V159H117V157H119V156H116V158H114L113 160H110V161H108L106 158H102L101 156H102V150L101 149H97V146H93V148H92ZM163 150V149H162ZM2 151V150H1ZM20 151H23V150H20ZM26 152H25V154L26 155H29L30 156V149L29 150H25ZM49 151V150H48ZM86 151V150H85ZM105 151V150H104ZM108 151V150H107ZM155 151V150H154ZM172 151V150H171ZM204 151V150H203ZM17 152V151H16ZM50 152V151H49ZM59 153L60 152H62V149L61 150H59L58 151ZM66 151H64V153H65ZM89 152V151H88ZM169 152H170V150H169ZM9 153V152H8ZM7 153V154H8ZM14 153H15V149H14ZM13 153V154H14ZM20 153V152H19ZM18 153V154H19ZM43 153V152H42ZM45 153V152H44ZM56 153L57 152H54V151H52V153H51V155H53V156H51V157H54V158H58V154L56 155ZM86 153V152H85ZM115 153V152H114ZM152 153H154V152H152ZM155 153H157V154H159L160 153V151H156ZM165 153V152H164ZM198 153V152H197ZM6 154V153H5ZM12 154V153H11ZM17 154V155H18ZM23 154V153H22ZM25 154H24V158H26L25 157ZM32 154H34V153H32ZM31 154V155H32ZM112 152H110V156H112ZM119 154V153H118ZM39 155H40V153H39ZM55 155V156H54ZM68 155V154H67ZM75 155V154H74ZM90 155V156H89ZM120 156H121V154H119ZM153 155V154H152ZM2 156V155H1ZM7 156V155H6ZM11 156V155H10ZM9 156V157H10ZM59 156H60V154H59ZM62 156V155H61ZM71 156V155H70ZM107 156V155H106ZM257 156V157H256ZM31 157V156H30ZM29 157V158H30ZM35 155L34 156H32V158L31 159H35ZM63 157V156H62ZM65 157H66V155H65ZM161 157V156H160ZM162 157H165V154H163L162 155ZM1 158V157H0ZM3 158H4V156H3ZM23 158V157H22ZM22 158H21V160H22ZM38 158V157H37ZM46 158V157H45ZM50 158V157H49ZM87 158V159H86ZM109 158V157H108ZM121 158V157H120ZM156 158V157H155ZM158 158V157H157ZM15 159H18V158H15ZM20 159V158H19ZM41 159V158H40ZM42 159H44V158H42ZM53 159V158H52ZM73 159V158H72ZM71 159V160H72ZM94 159V160H93ZM9 160V159H8ZM29 160V159H28ZM63 160V159H62ZM93 160V161H92ZM102 160V161H101ZM19 161V160H18ZM24 161V160H23ZM30 161V160H29ZM28 161V162H29ZM37 161H40V160H37ZM43 161V160H42ZM6 162V161H5ZM4 162V163H5ZM10 162H12V160L10 161ZM9 162V163H10ZM14 162V161H13ZM15 162H17V161H15ZM20 162V161H19ZM22 162V161H21ZM60 162V161H59ZM98 162H101V163H98ZM120 162V161H119ZM25 163H26V161H25ZM24 162H23V164H21V165H24L25 164ZM37 163V162H36ZM42 163L43 162H41L40 164L42 165ZM67 163V162H66ZM121 163V162H120ZM2 164V163H1ZM6 164V163H5ZM14 163H12V165H13ZM16 164H19V163H16ZM61 164V163H60ZM64 164V163H63ZM161 164V163H160ZM163 164V163H162ZM7 165H8V163H7ZM10 165V164H9ZM20 165V164H19ZM20 165V166H21ZM26 165V164H25ZM30 166L32 165V164H29ZM34 165H37L38 166V164H34ZM46 165H47V163H46ZM46 165L44 166V163H43V166L46 168ZM56 165V164H55ZM67 165V164H66ZM66 165H57L56 167H60V170H61V172L62 171H65V170H67L69 167V165L67 166V168H66ZM20 166H19V172H20ZM49 166V165H48ZM88 166V165H87ZM5 167V166H4ZM7 167V166H6ZM10 167V166H9ZM25 167V166H24ZM36 167V166H35ZM54 167V166H53ZM56 167H54V168H56ZM104 167V166H103ZM103 167L101 168V167H99L98 169L100 170V169H103ZM16 168V167H15ZM26 168H28V167H26ZM25 168V169H26ZM105 169H107V167L105 166L104 167ZM109 169H111L110 167H108ZM6 169V168H5ZM17 169V168H16ZM16 169H15V171H13V170H11V172H16ZM29 169V168H28ZM30 169H31V167H30ZM37 169V168H36ZM42 169V168H41ZM57 169V168H56ZM56 169H54L55 171H56ZM95 169V168H94ZM177 169H179V168H177ZM177 169H175V170H177ZM181 169V168H180ZM39 170V169H38ZM53 170V171H54ZM174 170V171H175ZM2 171H3V169H2ZM5 171V170H4ZM41 171V170H40ZM43 171V170H42ZM49 171V170H48ZM54 171V172H55ZM45 172V171H44ZM91 172V171H90ZM39 173V172H38ZM37 173V174H38ZM64 173V172H63ZM77 173V172H76ZM177 173V172H176ZM22 174V173H21ZM20 174V175H21ZM59 174V173H58ZM68 174V173H67ZM71 174V173H70ZM87 174V173H86ZM173 174V173H172ZM175 174V173H174ZM15 175H17L16 173H15ZM23 175V174H22ZM25 175V174H24ZM40 175H42V173L40 174ZM53 175H54V173H53ZM78 175V174H77ZM80 176H81V174H79ZM5 176V175H4ZM4 176H2V177H4ZM45 176V175H44ZM52 176V175H51ZM55 176V175H54ZM65 176V175H64ZM71 176V175H70ZM22 177H24V176H22ZM26 177V176H25ZM31 178V177H30ZM39 178V177H38ZM70 178V177H69ZM4 178H0V185L2 186L3 185V183H4V180H3ZM15 179V178H14ZM14 179H12L11 181H9V183H7L8 184V186L7 187H9V188H13L14 187V183L17 181V180H14ZM18 179V178H17ZM37 179V178H36ZM41 180V179H40ZM54 180H55V177H54ZM23 181H24V179H23ZM162 181V180H161ZM7 182V181H6ZM22 182V181H21ZM25 182H26V180H25ZM27 183V182H26ZM61 183V182H60ZM65 183V182H64ZM64 183H63V185H64ZM160 183V182H159ZM175 183V182H174ZM6 184V183H5ZM29 185H32V184H29ZM55 185V184H54ZM154 185V184H153ZM166 186L165 187H167V189H168V187H172V184L171 183H166L165 184ZM175 185L176 186H173L174 188H177V187H179V186H177V184L175 183ZM5 186V185H4ZM28 186V185H27ZM57 186V185H56ZM149 186H151V185H149ZM16 187V186H15ZM21 187V186H20ZM162 187H164V186H162ZM56 188V187H55ZM54 188V189H55ZM58 188V187H57ZM153 188V187H152ZM160 188V187H159ZM67 189V188H66ZM154 189V188H153ZM156 189V188H155ZM173 189V188H172ZM51 190V189H50ZM178 190H176V191H174V192H176L177 193V196H175V197H178V192H177ZM62 192H64V190H62ZM141 192H143V191H140V193ZM173 192V191H172ZM51 193V192H50ZM53 193V192H52ZM66 193V192H65ZM175 193V194H176ZM109 194V193H108ZM142 194V193H141ZM49 195V194H48ZM48 195H46V196H48ZM50 195H52V194H50ZM61 195V194H60ZM63 195V194H62ZM144 195V194H143ZM58 196H59V194H58ZM146 196V195H145ZM174 196V195H173ZM64 198V197H63ZM42 199V198H41ZM49 199V198H48ZM139 199V198H138ZM237 199V200H236ZM53 200V199H52ZM51 200V203L53 202ZM137 200V199H136ZM206 199H204V200H201V201H205ZM29 201H30V199H29ZM43 201H44V199H43ZM49 201V200H48ZM79 201V200H78ZM78 201H74L75 203L76 202H78ZM207 201V200H206ZM234 201V202H233ZM14 202V201H13ZM59 202V201H58ZM72 202V201H71ZM80 202V201H79ZM5 203V202H4ZM19 203V202H18ZM54 203V202H53ZM85 203V202H84ZM136 203H138V202H136ZM206 203V202H205ZM45 204V203H44ZM44 204H42L39 208H37V209H39L40 210V212H44V211H46V210H44V209H47V208H45L44 207ZM61 204V203H60ZM98 205H95V206H93L92 207V209L90 210V211H88V212H86V213H84L83 211H82V213H84V215H83V217H81L80 218V223L78 222V224H80V225H86V226H90L91 224H95V226L97 225L96 223H99V225L98 226H96V227H99L98 229L96 228V229H94V230H92V232H90L89 230L90 229H87V231H89L90 233L89 234H87V235H85V236H90L91 238L90 239H85V240H82V239H80V236H79V238H76V241H74L73 243H68V241H67V243L66 242H63L64 240L62 239V241H59V240H57V242H54V239H56V238H58V239H60V238H69V237H71V235H75V233L76 234H81L80 232H81V228H78V227H75V225H76V222L75 221H73L72 223H67V225H64V224H66V222L65 221H63L62 219V216L58 213L59 212V210L61 209V207L64 205H62L61 207H56V208H54L53 209V206H52V214L51 213H49V215H45L44 216V214H47V213H42L43 214V216H40V217H38L37 215V217H33V218H28L27 220L33 225V226H35V228L38 226V228H40V229H42L43 231H44V233L45 234H43V236H44V238H42V239H39V241H36V242H32L31 243V245L30 246H28V248L23 252V253H20V252H16V253H12L13 255H11V256H1L0 257V264H116L115 263V260H117V261H121V262H129L130 261V258L131 257H133L134 255H138L139 253H140V247L141 246H143L144 247V244L142 243V239H145V240H147L148 242H150V248H152V250H151V252L153 251V253H154V258H153V260L154 261H152V262H154L155 263V261L158 259V260H162V261H165V262H169V257H170V251H169V249L167 248V246H166V249H165V242L167 241V226H165V224H164V222H162V223H158V222H155V221H153L154 223H158L157 225H153V224H151V222H152V219H150L151 221L149 222V223H146V225H144V226H141V224L140 225H137L136 223V226L135 227H131V229L130 230H128V232H126L125 231V233H126V235H124V236H126V237H123L122 239H125V240H128L131 244H130V247L129 248H123V246L122 245H119V243H121V241H120V238H116V237H114L113 238V240L111 241V243L113 242L114 243V245H115V249H110V248H108V247H101V243H102V237H103V235H104V231L105 230H107V228H109V224L111 225V223L113 222V223H115L116 222V219L118 218H113L112 219V216L116 213V207H115V205L114 204H109V203H104V202H102V203H97ZM3 205V204H2ZM15 205V204H14ZM18 205V204H17ZM46 205H48V204H46ZM67 205H69V204H67ZM71 205V204H70ZM59 206V205H58ZM77 206V205H76ZM11 207V206H10ZM47 207V206H46ZM77 208H78V206H77ZM5 209V208H4ZM10 209V208H9ZM139 210V212H138V214H137V216L135 215V213L133 212V211H136V210ZM143 209L145 210V209H147V204H146V206L144 207L143 206V204L141 203V204H137V205H135V207H132V210L130 211V213H128V215H135L137 218H140L141 219V217H140V211L141 212H143ZM48 210V209H47ZM62 210V209H61ZM13 211L15 212V210H14V208H13ZM17 211V210H16ZM35 211V210H34ZM9 213L8 214H10V213H12V210L11 211H8ZM49 212V211H48ZM62 212V211H61ZM75 212V211H74ZM2 213V212H1ZM71 213V212H70ZM77 213H78V211H77ZM81 213V212H80ZM121 213V212H120ZM126 213V212H125ZM4 214V213H3ZM6 214V213H5ZM76 214V213H75ZM119 214V213H118ZM11 215V214H10ZM77 215V214H76ZM147 215V214H146ZM7 216V215H6ZM5 216V217H6ZM14 216H16L15 215V213H14ZM23 216H25V215H23ZM80 215H78L77 217H79ZM135 216H133V218L135 217ZM142 216H144V215H142ZM150 216V215H149ZM12 217V216H11ZM20 217V216H19ZM18 216L16 217V218H19ZM28 217V216H27ZM144 217H146V216H144ZM220 217V216H219ZM15 218V217H14ZM21 218V217H20ZM75 218V217H74ZM120 218H121V216H120ZM143 218V217H142ZM215 218V217H214ZM218 218V217H217ZM23 219V218H22ZM129 219V218H128ZM128 219H127V221H128ZM147 219V218H146ZM156 219V218H155ZM157 219H158V217H157ZM161 221H162V218H161V216H160V218H159ZM218 219H220V218H218ZM217 219V220H218ZM224 219V218H223ZM1 220H3V216H2V218H1ZM119 220V219H118ZM134 220V219H133ZM138 220V219H137ZM212 220V219H211ZM210 220V221H211ZM230 220V221H231ZM11 220L9 219V221H8V219L6 220V223H4L5 225H6V227H7V229H11V230H14V231H16L17 229L18 230H20V231H22V230H24L25 228L22 226V227H18L19 225L17 224L18 222H17V220L16 221H11ZM135 221V220H134ZM222 221V220H221ZM233 221V220H232ZM0 222H2V221H0ZM145 222V221H144ZM152 222V223H153ZM125 223V222H124ZM128 223V222H127ZM211 223H213V222H211ZM215 223V222H214ZM232 224V223H231ZM126 225V224H125ZM168 225V224H167ZM25 226V225H24ZM29 226V225H28ZM119 226V225H118ZM121 226H124V225H121ZM128 226V225H127ZM158 226V227H157ZM5 227V228H6ZM30 227H32V226H30ZM30 227H28V228H30ZM93 227V226H92ZM112 227V226H111ZM171 227V226H170ZM1 228V227H0ZM3 228H4V226H3ZM34 228V227H33ZM246 228V229H245ZM123 229V228H122ZM152 229H153V231H152ZM245 229V230H244ZM39 230V229H38ZM83 230H85V229H83ZM142 231V232H144V233H140L139 231ZM8 231V230H7ZM30 231H31V229H30ZM29 231V232H30ZM35 231V230H34ZM33 231V232H34ZM170 230H168V232H169ZM249 231V232H248ZM28 232V233H29ZM107 232V231H106ZM243 232V233H242ZM24 233V232H23ZM26 233V232H25ZM24 233V234H25ZM108 233V232H107ZM124 233V232H123ZM9 234V233H8ZM32 234V233H31ZM7 235V234H6ZM21 235V234H20ZM108 234H106V236H107ZM117 235V234H116ZM29 236V235H28ZM84 236V235H83ZM105 236V235H104ZM105 236V237H106ZM118 236V235H117ZM127 236H129V237H127ZM138 236H140V237H138ZM6 237V236H5ZM8 237V236H7ZM15 237H16V235H15ZM17 237H18V235H17ZM20 237V236H19ZM56 237V238H55ZM241 237V236H240ZM251 237L252 236H250L249 238H248V241H250V239H251ZM254 237V236H253ZM22 238V237H21ZM24 239V238H23ZM22 239V240H23ZM70 239V238H69ZM104 239V238H103ZM110 239H112V238H110ZM166 239V240H165ZM255 239V238H254ZM15 240V239H14ZM19 240H20V238H19ZM21 240V241H22ZM253 240V239H252ZM7 241V240H6ZM15 241H17V240H15ZM56 241V240H55ZM108 241V240H107ZM124 241V240H123ZM122 241V242H123ZM170 241V240H169ZM192 241V240H191ZM2 242V241H1ZM24 242V241H23ZM105 242V241H104ZM173 242V241H172ZM108 243H110V241L108 242ZM107 242H106V244H108ZM169 243H171V242H169ZM5 244H8V246L10 245L11 246V244H10V242L9 241H7ZM15 244V243H14ZM21 244V243H20ZM215 244V243H214ZM16 245H18V244H16ZM109 245V244H108ZM196 245L197 244H193V249L194 248H197L196 247ZM217 245V244H216ZM253 245H254V243H253ZM257 244H255V246H256ZM2 246H4V245H2ZM169 246V245H168ZM214 246V245H213ZM254 246V247H255ZM170 247V246H169ZM173 247V246H172ZM220 247V246H219ZM252 247V246H251ZM254 247H252V248H254ZM231 248V249H230ZM258 248V247H257ZM263 248V249H262ZM200 249H202V248H200ZM237 250V251H235V250ZM195 250V249H194ZM239 250H243L242 251V253H240L239 252ZM20 251V250H19ZM202 251H203V249H202ZM252 251V250H251ZM250 251V252H251ZM145 252H147V251H145ZM150 252V253H151ZM169 252V253H168ZM246 252V251H245ZM254 252V251H253ZM150 253H149V256H150ZM11 254V253H10ZM177 254V253H176ZM202 255H200L199 257H197L198 258V260H201L203 263H205V264H212L213 262H214V257L213 256H210V255H208L207 253H201ZM253 254V253H252ZM7 255V254H6ZM146 255H148V253L146 254ZM250 255H251V253H250ZM148 257V256H147ZM152 258V257H151ZM155 258H156V260H155ZM180 258V257H179ZM150 259V258H149ZM151 260V259H150ZM158 260H157V262L156 263H158L159 264V262H158ZM181 261V260H180ZM185 261V260H184ZM151 262V261H150ZM150 262H147L148 264L150 263ZM151 262V263H152ZM161 262V261H160ZM165 262H164V264H165ZM175 262V261H174ZM155 263V264H156ZM170 263V262H169ZM173 263V262H172ZM163 264V263H162ZM168 264V263H167ZM177 264V263H176ZM179 264V263H178ZM180 264H181V262H180Z\"/></svg>",
    "mask_w": 264,
    "mask_h": 264
}]
</instances>
